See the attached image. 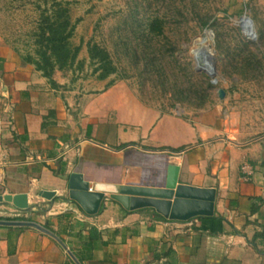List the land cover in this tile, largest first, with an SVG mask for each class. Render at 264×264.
Listing matches in <instances>:
<instances>
[{
  "label": "crops",
  "instance_id": "obj_1",
  "mask_svg": "<svg viewBox=\"0 0 264 264\" xmlns=\"http://www.w3.org/2000/svg\"><path fill=\"white\" fill-rule=\"evenodd\" d=\"M51 78L0 39V195L11 197L0 212L50 231L0 224V264H264V134L230 139L126 86ZM170 164L176 183L214 188L212 215L169 219L109 198L89 215L67 196L73 171L91 188L161 187Z\"/></svg>",
  "mask_w": 264,
  "mask_h": 264
},
{
  "label": "rangeland",
  "instance_id": "obj_2",
  "mask_svg": "<svg viewBox=\"0 0 264 264\" xmlns=\"http://www.w3.org/2000/svg\"><path fill=\"white\" fill-rule=\"evenodd\" d=\"M67 1L76 19L71 42L80 46L72 67L58 70L69 85L102 80L87 56L94 41L116 67L105 87L126 86L144 104L189 122L202 118L230 139L264 134V0ZM47 6L0 0V39L18 57ZM0 217L29 216L7 210Z\"/></svg>",
  "mask_w": 264,
  "mask_h": 264
},
{
  "label": "water",
  "instance_id": "obj_3",
  "mask_svg": "<svg viewBox=\"0 0 264 264\" xmlns=\"http://www.w3.org/2000/svg\"><path fill=\"white\" fill-rule=\"evenodd\" d=\"M177 171V165H168L166 181L161 187L95 182L92 188L79 172L73 171L67 177V196L89 215L95 214L101 202L107 198L115 200L125 210L151 207L169 219L186 220L194 216L212 215L214 188L176 183ZM40 195L51 199L54 191L42 190ZM1 200L10 201L11 197L0 195ZM0 224L30 225L50 233L42 225L29 220L0 219Z\"/></svg>",
  "mask_w": 264,
  "mask_h": 264
},
{
  "label": "trees",
  "instance_id": "obj_4",
  "mask_svg": "<svg viewBox=\"0 0 264 264\" xmlns=\"http://www.w3.org/2000/svg\"><path fill=\"white\" fill-rule=\"evenodd\" d=\"M44 3L48 6L40 11L37 24L32 31V45L20 57L22 61L32 64L49 82H53L51 77L55 69H70L77 61L80 46L71 42L76 19H71L68 1L44 0ZM153 23L154 29L158 28L157 20H151L149 25ZM86 51L93 71L97 72V78L103 79L115 72L116 67L104 46L90 41L86 44ZM171 149L177 151L180 148ZM144 208L150 207L139 209Z\"/></svg>",
  "mask_w": 264,
  "mask_h": 264
}]
</instances>
